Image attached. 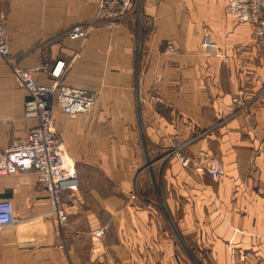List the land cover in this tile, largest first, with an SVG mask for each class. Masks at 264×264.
<instances>
[{
    "label": "crops",
    "instance_id": "crops-1",
    "mask_svg": "<svg viewBox=\"0 0 264 264\" xmlns=\"http://www.w3.org/2000/svg\"><path fill=\"white\" fill-rule=\"evenodd\" d=\"M99 3L0 4L21 67L52 84L64 59L62 83L96 95L74 116L53 104L79 179L63 192L65 224L47 214L35 171L0 174L18 218L0 226V264H264V46L253 26L237 24L227 0H137L141 17L54 38ZM206 33L226 58L202 52ZM27 98L0 56V150L35 125ZM203 144L226 165L219 180L195 169ZM174 146L188 165L167 156Z\"/></svg>",
    "mask_w": 264,
    "mask_h": 264
},
{
    "label": "built area",
    "instance_id": "built-area-1",
    "mask_svg": "<svg viewBox=\"0 0 264 264\" xmlns=\"http://www.w3.org/2000/svg\"><path fill=\"white\" fill-rule=\"evenodd\" d=\"M9 2L11 0H0V4ZM134 5L135 0H100L95 21L75 23L64 34L71 39H85L95 24H113L130 17ZM227 6L229 14L237 24L249 23L253 26L254 41L264 46V0H227ZM201 50L207 56L226 58L221 46L210 33L204 34ZM166 51L170 54L176 52L172 41H167ZM0 56L12 63L15 78L28 92L24 103V116L36 121L23 142L0 150V174L35 171L40 180V188L49 202L50 209L47 214L63 225L67 221L63 208V192L65 189H77L79 181L75 161L67 156L55 129L53 104L56 103L63 112L74 116L90 112L95 103V95L86 89L62 83L67 66L64 59L56 60L50 68L52 84L39 83L31 69L21 67L10 50L7 18L1 11ZM181 160L183 165L189 164V160L182 154ZM194 166L197 171L207 172L215 181L226 174L224 161L211 152L206 144L200 147ZM16 222L18 218L15 216L12 201L1 199L0 226Z\"/></svg>",
    "mask_w": 264,
    "mask_h": 264
},
{
    "label": "rangeland",
    "instance_id": "rangeland-1",
    "mask_svg": "<svg viewBox=\"0 0 264 264\" xmlns=\"http://www.w3.org/2000/svg\"><path fill=\"white\" fill-rule=\"evenodd\" d=\"M138 7V3H137V0H135V5H134V10H133V13L131 14V16L130 17H128V18H126V19H124L123 21H120V22H117V24L118 23H121V22H128L129 20H130V18L131 17H133V16H139V17H141L140 16V9H138L137 8ZM7 18V17H6ZM97 19V12H96V14H95V16L92 18V19H89V20H87V21H85V23L86 22H92V21H95ZM115 24V23H114ZM105 25H109V24H106V23H99V24H95L94 25V27L92 28V30L89 32V35H90V33L92 32V31H94L95 29H97V28H99V27H102V26H105ZM112 25V24H111ZM70 27V26H69ZM68 27V28H69ZM67 28V29H68ZM66 29V30H67ZM65 30V31H66ZM65 31H63L62 33H59V34H57L54 38H56V39H59V38H63V37H66V34H64V32ZM88 35V36H89ZM254 38V37H253ZM137 39L139 40L138 41V49L137 50H139V47H140V34L138 33V35H137ZM14 56V55H13ZM17 57V59H18V57L19 56H16ZM18 63V62H17ZM91 93H93V92H91ZM94 95H95V93H93ZM95 98H96V95H95ZM95 102H96V99H95ZM94 105H95V103H94ZM94 105H93V107H94ZM93 107H92V109H93ZM92 109H91V111H92ZM24 112V111H23ZM25 117V116H24ZM55 117H56V113H55ZM56 121V120H55ZM56 129V128H55ZM57 131V130H56ZM58 135H59V133H58ZM59 137H60V135H59ZM60 140H61V137H60ZM178 148H181V146H179V147H177V146H174V147H171V148H169L167 151H166V154H167V156L168 155H171V154H176L177 155V153H178V155L181 157V153H180V150L179 151H177L178 150ZM177 151V152H176ZM180 153V154H179ZM76 163H75V167H76ZM76 173H77V167H76ZM77 176H78V174H77ZM78 181H79V179H78ZM79 186V185H78ZM159 201V200H158Z\"/></svg>",
    "mask_w": 264,
    "mask_h": 264
}]
</instances>
